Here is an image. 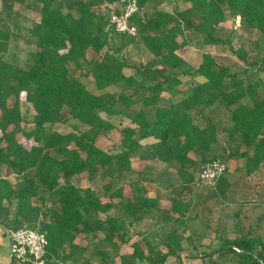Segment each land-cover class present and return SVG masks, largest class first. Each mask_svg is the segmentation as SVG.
I'll list each match as a JSON object with an SVG mask.
<instances>
[{
  "label": "trees",
  "instance_id": "trees-1",
  "mask_svg": "<svg viewBox=\"0 0 264 264\" xmlns=\"http://www.w3.org/2000/svg\"><path fill=\"white\" fill-rule=\"evenodd\" d=\"M118 1L0 0L8 14L20 5L39 15L25 39L36 48L31 64L25 67L6 59L12 30L0 22V166L16 177L15 182L0 179V226L11 229V234L23 227L46 233V264L53 260L64 264L74 258L81 250L76 242L79 236L101 243L104 249L97 252L101 264H115L121 245L128 243L130 224L153 217L158 208L157 199L141 195L136 188L126 199L120 187L110 199L126 202V211L133 218L129 224L118 214L111 215L117 206L103 204L91 187L73 184L77 177L88 174L95 180L107 175L116 181L131 172L133 157L158 160L168 168L177 166L182 194L194 184L197 170L209 162L240 158L247 161L248 175L264 165L262 82L232 73L208 52L195 70L186 68L177 54L192 44L194 34L203 40L202 48L228 45L247 68L256 65L250 63V55L264 50V45L256 43L259 48L248 50L238 41L234 43L235 35L225 40L217 33L230 19L240 18L245 31L264 37V0H184L187 8L182 10L165 9L171 0H140V14L133 18L138 28L134 37L109 27V6ZM150 4L154 5L151 15L146 11ZM136 43L151 59L133 66L125 51ZM260 65L264 70V57ZM129 70L133 73L127 74ZM182 76L203 80L190 87L185 100L165 105L163 95L176 90ZM81 77L91 78L97 92L90 91ZM111 88L117 91L109 92ZM23 103L33 107L31 122L23 118ZM217 103L230 113L231 130L240 138L238 145L228 140L225 157L215 152L220 145L217 124L208 120L206 126H200L195 121L205 108ZM115 118L129 119L131 126L121 129L120 150L110 153L100 149L97 141L115 129ZM59 125H70L72 130H56ZM149 138L156 142L143 145ZM228 171L215 190L221 198L231 186ZM42 191L48 194L51 207L35 203ZM190 208L191 203L174 200L168 214L183 216ZM181 244L177 236L169 237L164 242L166 254L155 253L158 247L148 246L147 255L135 245L133 254L121 257V263L167 264L175 258V264H183ZM217 254L231 255L233 264H264V243L248 238L228 241L205 256L207 264L213 259L217 264Z\"/></svg>",
  "mask_w": 264,
  "mask_h": 264
},
{
  "label": "rangeland",
  "instance_id": "rangeland-1",
  "mask_svg": "<svg viewBox=\"0 0 264 264\" xmlns=\"http://www.w3.org/2000/svg\"><path fill=\"white\" fill-rule=\"evenodd\" d=\"M154 7L153 4H150L147 6L146 11L149 12V14H152V8ZM165 9L172 10L175 7L182 9H186V5H184V0H172L171 4H167L164 6ZM39 15L35 13L34 11L28 10L24 6L17 5L14 9V12L11 14H8L7 12H4L2 10V6L0 3V22H6L10 25L12 30V38L10 42V48L9 52L6 55V59L11 61L12 63H15L21 67H25L28 64H31L32 62V53L35 52L36 48L34 46H28L25 43V39L29 38V30L33 26V22L38 19ZM235 33V34H234ZM235 35L236 41H238L239 44L243 45L246 49L254 50L256 48H259L256 43L259 44V46L264 45V37L261 36V34H256L252 32H247L242 28V21L240 18H237L236 20L230 19L227 23L221 25L219 27L217 36L222 39H228L230 36ZM193 34L191 38L193 39V42L191 45L181 49L177 53L186 61V68L195 70L199 64L202 62V56L204 53H211L216 61L219 64H222L230 69L232 73L238 72L242 73L240 77H247L252 78L253 80L261 81L262 82V90H264V70L262 69V66L260 65V60L262 57H264V50H261L260 52H254L250 55V63H256V65L251 66L247 68V66L238 60L237 57H235L229 50L228 45H222V46H208L202 48L200 46L201 41H203L201 38L194 37ZM181 42L182 40L179 39ZM115 43V41H114ZM126 56L130 59V63L133 66H137L141 63H147L151 57L148 55V53L142 49L139 46V43H136L130 47L128 51H125ZM92 57V53H90L89 58ZM247 68V70H246ZM247 71V73H244L243 71ZM133 71H128L127 74H132ZM183 77V76H182ZM180 77V78H182ZM81 81L87 85L88 89L93 92H97L95 89V86L93 84L92 79H87L84 77L80 78ZM197 77H194L193 79H190V83H183L181 84L177 89L183 90L185 88H190L192 85H196L198 80L196 81ZM201 81L203 78H200ZM182 80V79H181ZM176 89V90H177ZM117 90L114 88L109 89V92L115 93ZM172 93V92H168ZM127 94H132V91L128 92ZM264 94V93H263ZM167 97V95H164V98ZM186 95H182L179 97L173 98V101L165 100V105L172 103H178L186 99ZM22 114L23 118L26 119V121L31 122L34 116V111L32 105H29L27 103H23L22 107ZM202 117L199 115V117H196L195 121L200 126H205L208 123V120L213 121L214 123H217V126L219 128V136H220V145L216 147L215 152L216 155L219 156H227L229 152V148L227 147V139L229 136L232 137V139L235 141V145H238L240 143V140L238 136L234 133L229 135V132L225 133L222 130L224 127L223 123H228L230 119V113L227 112L226 108L222 106L221 104L217 103L213 107L205 108L204 112L202 113ZM205 116V117H204ZM63 118H66V116H63ZM207 119V120H206ZM112 121H115L116 124L120 121L119 118H115ZM122 121V120H121ZM228 121V122H227ZM73 123V122H71ZM230 123L232 121L230 120ZM123 124L117 125V129L114 131H111L106 134H102L97 141V146L108 152H117L120 150L121 147V141H122V134H121V128L119 126H122ZM56 130L68 131L72 130L70 125L65 126H56ZM222 129V130H220ZM232 131V130H231ZM18 138L25 142L22 135H19ZM226 139V140H225ZM231 139V140H232ZM226 141V142H225ZM26 146L28 147L29 143L25 142ZM225 143V144H223ZM235 145H233V148H236ZM242 151H245L243 148ZM191 157L195 158L194 154H191ZM135 158V172L131 171L129 173H125L122 179H111L110 176H107V178H103V175H100L99 178H96L95 180H91L90 175L84 174L80 177H77L72 180L73 184L77 186H81L83 188L91 187L101 198L102 202L104 204L109 202V195L113 193L114 191H117L120 187L122 189H125V186H127V193L130 194V188L128 186H131V188L134 190V187H132V181L135 178H138L137 175L140 173H143V175H149L152 179L150 181H153L154 183L156 180L160 182V187L163 185L164 187H167L169 190L163 192L159 191V195L155 194L153 192V195L157 198H161L163 201L161 203L162 207H165L166 209H171L172 202L174 200L181 199L185 203H191V208L187 213H185L183 216L179 214H172L167 215V213L159 215L156 219V222L161 223H168L169 221H173L175 224H178L176 222L177 218L182 219L189 218V221L187 220L186 225H188L194 217H198L199 220L202 221L204 224L207 223L210 227V230L212 232H209V235L212 233H215L216 235L220 234V231H223V228L220 224V221L222 219H229L233 221V225L230 228L229 233L233 234L234 236H241V238H250L252 235L255 237L256 234L263 233L264 235V225L261 224L260 220H258V217L263 215L264 218V209L258 210V206H256V202L258 199L256 197L257 192H264V184H260V188L256 189V182L254 179H252L247 174V161L243 159H227L223 158V161L225 162L227 168L229 169L228 174L233 175V195H231V199H229V202H232L236 204V206L228 207L226 203H228L227 200H224L223 198H219L216 195L215 190L210 189H199L197 186L198 183V176H199V170H197L195 175V182L190 187H186L185 191L183 190V193L180 194L179 192L182 191L181 187V180L178 179V171L177 166L166 168L160 164V163H154L150 164L151 166L148 168L142 164L139 163L140 160H138L137 157ZM172 169V170H171ZM233 171V172H232ZM139 172V173H136ZM168 172V174H167ZM165 173V174H164ZM5 178L10 180L11 182L16 181V177L8 170L5 166H0V179ZM64 180V179H63ZM62 180V181H63ZM145 183V182H144ZM151 184V185H150ZM148 184L149 187H146L147 189L152 187L153 183ZM156 184V183H155ZM143 189V188H142ZM152 189V188H151ZM137 190V189H136ZM144 192H146V189H143ZM151 191V190H150ZM124 192V191H123ZM149 192V190H148ZM202 193L206 196H200ZM203 195V194H202ZM262 195V194H260ZM124 197V196H123ZM35 203L41 205V206H49L51 207L53 203L49 201L48 194L45 191H42L40 193V196L34 200ZM122 198H115L112 202H114L117 206V208H114L113 210L116 211L115 213L111 211V215H117L119 217H122L126 222L129 224L132 222V217L129 216V214L126 211L125 204L126 202H121ZM259 201V200H258ZM240 204H245L244 206L240 207ZM118 211V212H117ZM168 211V210H167ZM187 217V218H186ZM101 218H105V215H101ZM144 220V219H143ZM138 222H134V224H130L128 228V243L121 245V250L119 253V257H116L114 262L115 264H122L121 263V257L123 256H130V253H133V250L135 249V245H138L141 249V251L144 254H148V246L151 247H158L155 248V253H161L166 254L167 253V247L164 245L165 242V236L170 233L174 228L172 226H169V229L164 226V231L161 227V231H159L160 227H154L147 225V222L144 221L142 224V227L137 225L136 228H134L135 224ZM171 224V223H170ZM206 224V225H207ZM158 225V224H157ZM153 228V229H152ZM188 228V226H187ZM194 228V226H193ZM152 229V230H151ZM204 227H201V230H203ZM11 229H8L4 226H0V264H18L16 262H13V258L10 256V243H11ZM253 233V234H252ZM220 240V239H219ZM236 240V239H235ZM235 240H229L235 241ZM77 244L81 247V250L72 258L71 260H68L64 264H85V261H89L92 264H101L100 259L97 255V252L100 250H103V246H101L100 242L98 240H92L87 241L83 236H79L76 240ZM203 242V241H202ZM183 246L185 248L184 252L181 253V257L183 259V264H194V260H200L203 264H207L208 258L206 257H194V248H190L191 251H189L188 243L186 241H183ZM205 242H203L204 244ZM221 246V245H220ZM220 246H218L220 248ZM106 249V248H105ZM218 248H214V251H216ZM108 253L111 254V249L108 248ZM187 250V251H186ZM189 251V252H188ZM212 252L210 254H212ZM190 255V256H189ZM224 257L223 259H217L215 258L217 264H233L231 255H224L220 256ZM214 260V259H213ZM176 259L171 258L169 259L167 264H175ZM201 264L200 262H198ZM52 264V263H50ZM135 264H149L147 262H139L136 261Z\"/></svg>",
  "mask_w": 264,
  "mask_h": 264
},
{
  "label": "crops",
  "instance_id": "crops-1",
  "mask_svg": "<svg viewBox=\"0 0 264 264\" xmlns=\"http://www.w3.org/2000/svg\"><path fill=\"white\" fill-rule=\"evenodd\" d=\"M172 1V0H171ZM178 54V53H177ZM179 55V54H178ZM180 56V55H179ZM181 57V56H180ZM182 58V57H181ZM183 59V58H182ZM184 60V59H183ZM185 61V60H184ZM186 62V61H185ZM201 64V63H200ZM199 64V65H200ZM222 65V64H221ZM199 67V66H198ZM197 67V68H198ZM194 77L193 76H188V77H182L181 79H182V84L184 83H190V79H193ZM196 81L198 80V82L199 81H201V79H200V77H197V79H195ZM191 92H190V88H185V89H183V90H179V89H177V90H173L172 91V93H168V92H166L164 95L166 96L167 95V97H165L164 98V95H163V98L164 99H166L167 101H169V100H171V101H173V98H175V97H179V96H182V95H186V96H188L189 94H190ZM176 103V102H175ZM211 108V107H210ZM228 112V111H227ZM202 117V116H201ZM122 120V121H121ZM207 120V119H206ZM230 120H231V117H230V119H229V122L228 123H223L224 125H222V127H224V129L226 128V129H228V131L227 132H229V135H231L232 133H234V134H236L235 132H233V131H231V126H232V123H230ZM210 121V120H209ZM113 122V124L116 126L115 127V129L114 130H116L117 129V125H120V124H123L122 126H119V128H124V127H127V126H131V121L129 120V119H120V121L118 122V124H116L115 123V121H112ZM213 122V121H212ZM214 123V122H213ZM214 124H217V123H214ZM206 126V125H205ZM224 129L222 130V129H220V130H222L223 132H225V133H227L226 131H224ZM113 130V131H114ZM218 130H219V128H218ZM219 133H220V131H219ZM237 135V134H236ZM238 136V135H237ZM229 138H231L232 139V137L231 136H229ZM238 138H239V136H238ZM231 139H227V141L228 140H231ZM226 140V139H225ZM239 140H240V138H239ZM122 142V141H121ZM156 142V140H154V139H152V138H149V139H147V140H144L143 142H142V144L143 145H146V144H152V143H155ZM219 142H220V136H219ZM226 142V141H225ZM223 144H225V143H223ZM108 152V151H107ZM110 153H113V152H110ZM114 153H116V152H114ZM138 160H140L139 158H138ZM131 163H132V170L131 171H134L135 170V166H136V164H135V158H132L131 159ZM139 163L140 164H142L143 166H144V168L146 167V166H148V168L151 166L150 164H154V163H160V164H162L165 168H166V170H167V165L165 164V163H162V162H160V161H158V160H154V161H145V160H140L139 161ZM169 169V168H168ZM170 170V169H169ZM172 170V169H171ZM168 171V170H167ZM135 172V171H134ZM229 172H231V171H229ZM233 172V171H232ZM136 173H139V172H136ZM178 173V172H177ZM165 174V173H164ZM167 174H168V172H167ZM252 179H254V181H257L256 182V189L258 190L261 186H260V184H264V165H262V167L259 169V171H257V172H255V173H253L252 175H249ZM137 177L138 178H135V179H133V185H132V187H134V190H135V188L138 190H140L141 191V195H143V196H145V197H148V198H154V199H157V201H158V208L155 210V211H153L154 212V216L153 217H146L144 220H140L137 224H135V226H134V228H136L137 227V225H139V226H141L142 227V224L144 223V221H146L147 222V225H149L150 227L151 226H154V227H160V226H162V229H163V231H164V226L165 227H167L168 229H169V226H172L174 229L170 232V233H165V234H167L166 236H165V241H168V239H169V237H170V239H171V237H174V236H177L182 242L183 241H186L187 243L188 242H191V244L189 245L188 244V247H187V249L189 248V251H191L190 250V248L192 249V248H194L195 250H194V257H198V256H201V257H205V256H207V255H209L213 250H214V248L216 247V248H219L218 246H220V245H222V244H224V243H226V242H228V239L229 240H237V239H239V238H241V236H234L233 234H230L229 233V231H230V228H231V226L233 225V221L232 220H229V219H222L221 221H220V224H221V226H222V228H223V231H220V234L219 235H216L215 233H212V234H210L209 235V232H212V230H210V227H209V225L207 224V223H203L201 220L200 221H197V220H199L198 219V217L196 216V217H194V219H190V220H192L188 225H186V224H184L183 226H181V224L177 221V220H179L178 218H177V220H176V222L178 223V224H175L173 221H169L168 223H161V222H158L157 221V223L156 222H154V221H156V219H157V217L159 216V215H162V214H164L165 215V213H167V215H168V213H169V211H170V209L168 208V209H166L165 207H162V205H161V203L163 202L162 200H161V198H159V197H155L154 195L155 194H158L159 195V191L158 190H160V191H162L163 189H165L163 192H165V191H167L166 193H168L169 192V190L170 189H168L167 187H164L163 185H161V187L159 186L160 185V183H161V181L160 182H158L157 180H156V184L153 182V181H150V179H152L149 175H143V173H140V174H138L137 175ZM228 177H229V183H230V188L227 190V192H226V194H225V196L223 197V199L224 200H229V199H231V195H233V193H234V191H233V181H232V179H233V175L231 176V175H229L228 174ZM178 179H179V177H178ZM145 182V183H144ZM150 183H153L152 184V187H150V188H146V187H149L148 186V184H150ZM151 185V184H150ZM129 188H130V194H128L127 193V191H128V189H127V186H125V189L123 190L124 192H123V196L126 198V199H128V198H130L132 195H133V189L131 188V186H128ZM146 189V192H144L143 191V189ZM152 188V189H151ZM148 190H149V192H148ZM151 190V191H150ZM153 192H155V194L153 195ZM259 192V191H258ZM257 192V194H256V197H257V199L259 200H257V201H255L256 202V206H258V210H263L264 209V192H260V193H258ZM203 194V195H202ZM200 196H206V195H204V193H202ZM260 194H262V195H260ZM219 197V196H218ZM220 198V197H219ZM113 200L112 199H110V195H109V202L108 203H112L113 205L115 204L114 202H112ZM108 203H106V204H108ZM104 204V203H103ZM227 204V206L228 207H231L232 208V206H236V204H234V203H232V202H229L228 201V203H226ZM245 204H240V207L241 206H244ZM168 210V211H167ZM115 213L116 211H112V213ZM111 212H110V214H112ZM187 218V217H186ZM180 220H185L186 222L185 223H187V220H188V218L187 219H185V218H183L182 217V219H180ZM258 220H260V222H261V224L262 225H264V218H263V215H261V216H259L258 217ZM189 221V220H188ZM171 223V224H170ZM158 224V225H157ZM207 224V225H206ZM187 226H188V228H187ZM193 226H194V228H193ZM201 227H204V229L203 230H201ZM153 229V228H152ZM151 229V230H152ZM159 231H161V227L159 228ZM253 234V233H252ZM220 239V240H219ZM249 239H251V240H258V241H260V242H263L264 243V235H263V233H259V234H256L255 235V237L252 235ZM11 241V240H10ZM205 242L204 244H203V242ZM181 246H182V248H185L184 246H183V243L181 244ZM168 249V248H167ZM262 249V246H257V250L258 251H260ZM184 250V249H183ZM187 251V250H186ZM188 251V252H189ZM133 252H134V250H133ZM167 252H168V250H167ZM133 253H130V256L132 255ZM144 255H146V254H144ZM190 256V255H189ZM221 255H219V254H217V255H215V258H216V260L217 259H223L224 257H220ZM171 259V258H170ZM198 262H200L201 264H203L202 263V261H200V260H194V264H199Z\"/></svg>",
  "mask_w": 264,
  "mask_h": 264
},
{
  "label": "built area",
  "instance_id": "built-area-1",
  "mask_svg": "<svg viewBox=\"0 0 264 264\" xmlns=\"http://www.w3.org/2000/svg\"><path fill=\"white\" fill-rule=\"evenodd\" d=\"M140 0H119L109 6V27L118 34L134 37L138 28L133 18L140 14ZM224 162L215 160L205 164L198 176L199 189L216 190L219 180L226 173ZM48 240L46 233L23 227L11 234L10 256L18 264H46ZM52 264H60L53 260Z\"/></svg>",
  "mask_w": 264,
  "mask_h": 264
},
{
  "label": "water",
  "instance_id": "water-1",
  "mask_svg": "<svg viewBox=\"0 0 264 264\" xmlns=\"http://www.w3.org/2000/svg\"><path fill=\"white\" fill-rule=\"evenodd\" d=\"M214 260L211 261V264H213Z\"/></svg>",
  "mask_w": 264,
  "mask_h": 264
}]
</instances>
